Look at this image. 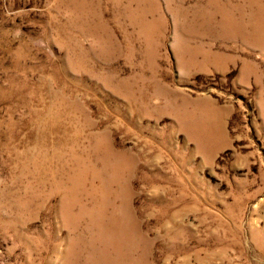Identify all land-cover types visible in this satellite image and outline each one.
Returning <instances> with one entry per match:
<instances>
[{"label":"rangeland","instance_id":"1","mask_svg":"<svg viewBox=\"0 0 264 264\" xmlns=\"http://www.w3.org/2000/svg\"><path fill=\"white\" fill-rule=\"evenodd\" d=\"M0 264H264V0H0Z\"/></svg>","mask_w":264,"mask_h":264}]
</instances>
